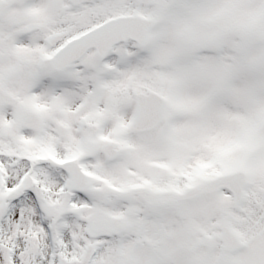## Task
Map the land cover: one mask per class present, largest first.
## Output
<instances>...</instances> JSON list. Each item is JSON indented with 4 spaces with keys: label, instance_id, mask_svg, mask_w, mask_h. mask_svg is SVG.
Masks as SVG:
<instances>
[{
    "label": "snow or ice",
    "instance_id": "1",
    "mask_svg": "<svg viewBox=\"0 0 264 264\" xmlns=\"http://www.w3.org/2000/svg\"><path fill=\"white\" fill-rule=\"evenodd\" d=\"M0 264H264V0H0Z\"/></svg>",
    "mask_w": 264,
    "mask_h": 264
}]
</instances>
